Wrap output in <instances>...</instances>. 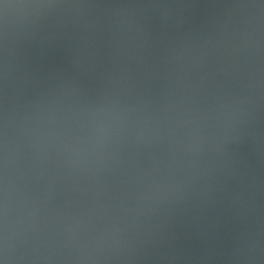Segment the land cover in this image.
<instances>
[{"label": "clouds", "instance_id": "1", "mask_svg": "<svg viewBox=\"0 0 264 264\" xmlns=\"http://www.w3.org/2000/svg\"><path fill=\"white\" fill-rule=\"evenodd\" d=\"M0 264H264V0H0Z\"/></svg>", "mask_w": 264, "mask_h": 264}]
</instances>
